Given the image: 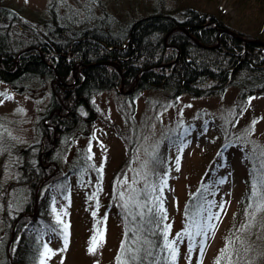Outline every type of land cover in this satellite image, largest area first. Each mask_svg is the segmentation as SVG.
I'll use <instances>...</instances> for the list:
<instances>
[{
  "label": "rangeland",
  "instance_id": "374dc122",
  "mask_svg": "<svg viewBox=\"0 0 264 264\" xmlns=\"http://www.w3.org/2000/svg\"><path fill=\"white\" fill-rule=\"evenodd\" d=\"M204 1L55 0V9L60 23L81 28L101 22L106 30L115 31L159 9L175 14L182 5L203 6ZM254 2L248 1L245 6L252 7ZM51 3L53 0H0V5L18 10L37 25L50 20ZM204 7L221 9L232 26L242 24L250 13L249 9L242 11L237 0H210ZM23 83V88H15L0 81V93L7 94L0 96V189L15 179L19 151L40 140L38 120L49 103L52 82L29 79ZM118 91L119 86L96 93L93 96L96 117L87 120L85 130L69 136L67 143L55 150L60 149L55 167L60 177L43 189L48 196L47 210L27 226L22 244L36 245L37 229L46 231L55 227L57 232H48L41 242H48L56 252L47 264H116L124 237V225L117 212L123 201L118 193L125 192L127 198L128 186L136 177L133 170H140L141 164L149 161V170L168 173L163 198L166 222L172 225L170 239L184 228L186 205L198 190L208 186L213 194H206L207 199L224 204L202 257V264H214L246 188V179L253 178L254 165L259 168L260 160L264 159L259 155L260 148H264V92L243 98L233 84L211 96L174 97L153 89L138 90L131 95ZM185 130L186 146L180 150L176 137ZM157 145L160 163L153 164L148 153ZM254 145L260 146L255 157ZM89 155L91 160L86 159ZM125 176L127 184L122 182ZM222 178L226 182L219 184ZM133 186L142 189L144 183L141 180ZM53 204L57 211L66 213L62 219L69 225L68 247L64 251H61L63 236L58 234L60 227L52 213ZM98 228L105 232V240L95 253H90V240ZM187 252L185 240L179 246L176 264H189ZM198 259L197 249L191 256V264H198Z\"/></svg>",
  "mask_w": 264,
  "mask_h": 264
},
{
  "label": "trees",
  "instance_id": "16d2710c",
  "mask_svg": "<svg viewBox=\"0 0 264 264\" xmlns=\"http://www.w3.org/2000/svg\"><path fill=\"white\" fill-rule=\"evenodd\" d=\"M237 1L242 11L251 10L238 26L230 25L221 9L205 8L210 3L205 0L203 6L182 5L175 14L159 9L115 31L106 30L101 22L81 28L60 23L55 0L49 5L50 20L39 25L0 5V81L15 88H23L29 79L52 82L48 107L38 120L40 140L19 151L17 175L0 189V264H36L37 244H22L25 229L47 210L43 189L60 177L55 168L59 150L96 117V93L117 88L122 81L125 88L135 85L131 94L153 89L174 97L211 96L232 84L243 98L264 92V47L255 42L264 41V0H254L249 8L245 5L253 0ZM178 25L186 26L189 33ZM225 28L238 36L219 32ZM252 179H246L225 241L246 222ZM195 202L192 196L186 207ZM117 212L124 225L122 244L132 245L138 228L142 238L162 243L148 231L146 220L130 215L121 205ZM237 234L251 248L247 253L241 249L240 264H264V228H253L251 235ZM138 264H151V257Z\"/></svg>",
  "mask_w": 264,
  "mask_h": 264
},
{
  "label": "snow or ice",
  "instance_id": "6c2138e0",
  "mask_svg": "<svg viewBox=\"0 0 264 264\" xmlns=\"http://www.w3.org/2000/svg\"><path fill=\"white\" fill-rule=\"evenodd\" d=\"M6 93H0V96H6ZM173 135H176L173 132ZM187 135V130L182 132L176 137L179 141L178 148L180 150L185 147L184 137ZM175 144L176 141L174 140ZM157 146L153 147V150L148 153L153 164H159L156 152ZM258 145L253 147V156L256 155ZM147 152V149L145 150ZM91 152V148H89ZM260 157H264V148H260ZM87 160H91L92 156L86 157ZM149 161H145L141 164L140 170L136 171V177L133 178L132 184L128 186L127 198L125 192H119V199L123 201L122 207L129 211L130 215L139 216L141 221H145L151 227L148 231L152 236H159L162 243H156L153 240L142 238L140 235V229L133 231L132 245L122 244L121 253L117 256V264H138L145 259L151 257V264H176L179 255V246L187 241V259L191 264V256L194 252L199 250L198 264H202V257L204 256L208 240L214 235L217 228V223L220 220V214L224 210V204L217 203L216 201L208 200L206 194L209 193V187H203L202 191L198 190V193L193 196V200L196 201L191 207H186L185 218L186 222L184 228L176 233L175 237L170 239L172 225L165 223L168 219L167 212L164 208L163 192L167 187L168 173L164 172L160 174L154 170L148 169ZM180 158L176 159V170L179 171ZM102 172V169H99ZM253 179L251 181V189L248 193V204L245 209L246 222L240 226L235 232L231 233L226 238L225 247L220 250L214 264H240L243 260L241 255V249L245 253L251 251L250 247H245L246 240L241 239V235H251L252 229L256 227L264 228V159L260 160L259 168L252 169ZM155 177V180L152 178ZM143 181L144 187L137 189L133 185ZM124 184L128 183L125 176ZM226 182V178H222L218 181L219 184ZM215 187V184L211 185ZM143 197V199H141ZM93 197H89L92 199ZM138 209L137 212L132 213L131 209ZM217 208L219 211L213 212L212 209ZM52 213L54 215L55 223L60 227L58 234L63 236L64 246L61 251H64L68 247L69 225L64 222L62 213L57 211L55 204L52 207ZM96 213L94 212L93 215ZM99 223V222H98ZM37 259L36 264H47L56 252L49 246L48 242H43L44 236L48 233H56L57 228L48 227L47 230L37 229ZM259 238V237H258ZM105 240V232L101 229H97L95 235L90 240V247L88 251L95 253L99 246H102ZM239 244L240 247H237ZM158 249L159 251H154Z\"/></svg>",
  "mask_w": 264,
  "mask_h": 264
},
{
  "label": "water",
  "instance_id": "95a60500",
  "mask_svg": "<svg viewBox=\"0 0 264 264\" xmlns=\"http://www.w3.org/2000/svg\"><path fill=\"white\" fill-rule=\"evenodd\" d=\"M176 27L179 28V29H181V30H183V31H185L186 34L189 33V32H188V29H187L186 26L178 25V26H176ZM222 31H223V32H227V33H229V34H231V35H233V36H238V33L234 32V31H232V30H230V29H228V28L220 29L219 32H222ZM239 37H240V38H243L242 36H239ZM192 38H193V40H194L195 42H197V39H196V38H194V37H192ZM255 42L258 43V44H260V45H262V46L264 47V41H263V40H258V39H256ZM113 63H115V64L118 65V61H113ZM133 89H134V87L130 88V89L127 90V91H123V82H122L121 85H120V91H121V92H124V93H129V92H131ZM11 238H12V237H11Z\"/></svg>",
  "mask_w": 264,
  "mask_h": 264
},
{
  "label": "flooded vegetation",
  "instance_id": "af4514ba",
  "mask_svg": "<svg viewBox=\"0 0 264 264\" xmlns=\"http://www.w3.org/2000/svg\"><path fill=\"white\" fill-rule=\"evenodd\" d=\"M106 61L109 63L110 60H103L101 63L106 62ZM112 63H113V62H112ZM77 69H78V66H76V67L74 68V70H73V75H75V76H76Z\"/></svg>",
  "mask_w": 264,
  "mask_h": 264
}]
</instances>
